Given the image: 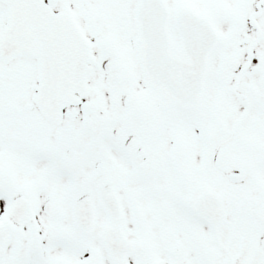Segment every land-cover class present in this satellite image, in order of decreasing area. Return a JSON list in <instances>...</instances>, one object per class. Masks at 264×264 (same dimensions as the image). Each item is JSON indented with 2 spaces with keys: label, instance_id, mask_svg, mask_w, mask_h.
Instances as JSON below:
<instances>
[{
  "label": "snow or ice",
  "instance_id": "obj_1",
  "mask_svg": "<svg viewBox=\"0 0 264 264\" xmlns=\"http://www.w3.org/2000/svg\"><path fill=\"white\" fill-rule=\"evenodd\" d=\"M0 264H264V0H0Z\"/></svg>",
  "mask_w": 264,
  "mask_h": 264
}]
</instances>
